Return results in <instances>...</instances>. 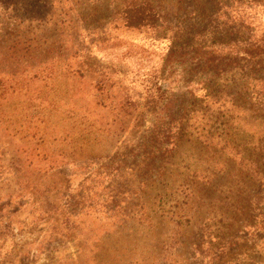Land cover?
<instances>
[{"label":"rangeland","instance_id":"1","mask_svg":"<svg viewBox=\"0 0 264 264\" xmlns=\"http://www.w3.org/2000/svg\"><path fill=\"white\" fill-rule=\"evenodd\" d=\"M38 1L0 0V8L31 12L28 5L42 8ZM143 1H69L68 41L88 80L78 86L88 89L104 75L115 102L136 105L124 122L112 124L114 138L104 152L78 158L64 144L65 123L56 125L53 116L39 122L25 98L0 101V264H264V196L257 179L245 177L255 165L246 154L222 149L233 134H241L239 144L264 135V112L242 97L223 126L214 123L204 112L213 106L196 105L185 94L186 60L179 59L168 66L173 74L164 75L163 100L146 109L168 38L194 0H147L172 28L155 35L118 19L127 2ZM250 14L264 31V7ZM4 69L10 71L1 64ZM92 172L94 189L81 201ZM237 199L247 223L228 232L222 211Z\"/></svg>","mask_w":264,"mask_h":264},{"label":"trees","instance_id":"2","mask_svg":"<svg viewBox=\"0 0 264 264\" xmlns=\"http://www.w3.org/2000/svg\"><path fill=\"white\" fill-rule=\"evenodd\" d=\"M41 1V9L33 10L28 5L31 12L28 8H0V65L5 64L6 70L10 69L9 72L0 70V101L25 98L36 107L38 116H42L39 122L53 116L56 125L65 123L63 129L68 130L62 131L67 141L64 144L76 157L88 158L105 151L114 138L112 124L124 122L122 117L136 105L126 99L115 102L111 96V80L104 75L88 89L78 86L79 80L84 82L86 77L77 66L79 55L71 52L73 42L68 41L74 29V23L68 19L74 13L70 0H64L69 10L58 5L60 1L38 2ZM193 3L189 11L185 10L183 25L175 27L174 36L168 38L163 72L160 71V80L150 83L153 91L150 101L145 103L146 109L165 95L162 82L168 79L164 75L173 74L168 66L179 59L186 60L182 76V85L188 88L185 94L190 95L196 105L213 106L204 112H211L214 123L223 126L229 118L225 114L236 111V102L242 97L250 102L254 112H264V31H257L250 20L254 15L250 13L264 7V3L261 0H194ZM117 16L128 29L147 28L154 35L172 29L164 27L168 20L147 0L140 4L127 2ZM191 112L194 115V111ZM240 135L225 138L222 149L252 158L253 174L250 172L245 177L256 178L264 196V135H250L239 144ZM242 161H246L245 157ZM94 175L92 172L86 177L81 201L88 198L90 187L94 189L96 181H90ZM239 203L240 199L234 200L222 211L229 222L228 232L238 221L243 227L247 223L246 209ZM260 224L264 229V218Z\"/></svg>","mask_w":264,"mask_h":264}]
</instances>
